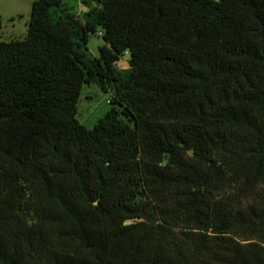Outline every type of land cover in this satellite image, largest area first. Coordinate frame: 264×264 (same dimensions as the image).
<instances>
[{
    "label": "trees",
    "instance_id": "obj_1",
    "mask_svg": "<svg viewBox=\"0 0 264 264\" xmlns=\"http://www.w3.org/2000/svg\"><path fill=\"white\" fill-rule=\"evenodd\" d=\"M81 3L0 39V264H264V0Z\"/></svg>",
    "mask_w": 264,
    "mask_h": 264
},
{
    "label": "rangeland",
    "instance_id": "obj_2",
    "mask_svg": "<svg viewBox=\"0 0 264 264\" xmlns=\"http://www.w3.org/2000/svg\"><path fill=\"white\" fill-rule=\"evenodd\" d=\"M79 16L86 9L81 0H62ZM33 0H0V39L6 41L20 39L27 33ZM100 29H98L99 31ZM105 42L101 35L92 33L88 39V49L94 56L99 54L98 47ZM129 53L125 52L117 62L121 68L129 67ZM110 92L102 90L96 84H85L82 88L78 104L79 121L91 128L109 109Z\"/></svg>",
    "mask_w": 264,
    "mask_h": 264
},
{
    "label": "built area",
    "instance_id": "obj_3",
    "mask_svg": "<svg viewBox=\"0 0 264 264\" xmlns=\"http://www.w3.org/2000/svg\"><path fill=\"white\" fill-rule=\"evenodd\" d=\"M98 34H101V32H98Z\"/></svg>",
    "mask_w": 264,
    "mask_h": 264
}]
</instances>
